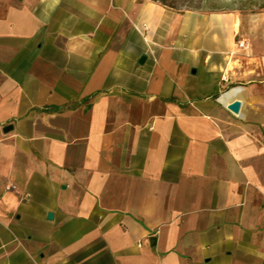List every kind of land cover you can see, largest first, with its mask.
I'll return each instance as SVG.
<instances>
[{
    "label": "crops",
    "instance_id": "1",
    "mask_svg": "<svg viewBox=\"0 0 264 264\" xmlns=\"http://www.w3.org/2000/svg\"><path fill=\"white\" fill-rule=\"evenodd\" d=\"M253 29L159 0H0V264H264Z\"/></svg>",
    "mask_w": 264,
    "mask_h": 264
},
{
    "label": "rangeland",
    "instance_id": "2",
    "mask_svg": "<svg viewBox=\"0 0 264 264\" xmlns=\"http://www.w3.org/2000/svg\"><path fill=\"white\" fill-rule=\"evenodd\" d=\"M166 4L178 9L194 7H210L212 10L231 9L241 21V27L252 26L254 31L259 30L264 21V0H162ZM239 39L236 38V42ZM246 43V40H245ZM238 46V45H237Z\"/></svg>",
    "mask_w": 264,
    "mask_h": 264
},
{
    "label": "water",
    "instance_id": "3",
    "mask_svg": "<svg viewBox=\"0 0 264 264\" xmlns=\"http://www.w3.org/2000/svg\"><path fill=\"white\" fill-rule=\"evenodd\" d=\"M239 106H240V101L238 99H234L228 103V108H230L232 111L235 112L238 111ZM8 128H10V124L4 126V129H8ZM47 215L48 217H51L52 211H48Z\"/></svg>",
    "mask_w": 264,
    "mask_h": 264
},
{
    "label": "built area",
    "instance_id": "4",
    "mask_svg": "<svg viewBox=\"0 0 264 264\" xmlns=\"http://www.w3.org/2000/svg\"><path fill=\"white\" fill-rule=\"evenodd\" d=\"M237 44H238V46H243L245 44L244 39H238ZM25 195H27V194H25Z\"/></svg>",
    "mask_w": 264,
    "mask_h": 264
},
{
    "label": "trees",
    "instance_id": "5",
    "mask_svg": "<svg viewBox=\"0 0 264 264\" xmlns=\"http://www.w3.org/2000/svg\"><path fill=\"white\" fill-rule=\"evenodd\" d=\"M160 2H162V3H164V4H166L164 1H162V0H159ZM166 5H168V4H166ZM171 6V5H170Z\"/></svg>",
    "mask_w": 264,
    "mask_h": 264
}]
</instances>
